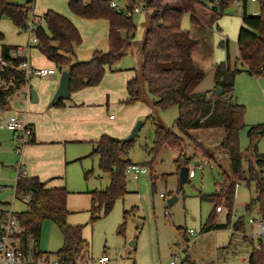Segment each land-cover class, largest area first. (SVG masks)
Instances as JSON below:
<instances>
[{
	"label": "trees",
	"instance_id": "16d2710c",
	"mask_svg": "<svg viewBox=\"0 0 264 264\" xmlns=\"http://www.w3.org/2000/svg\"><path fill=\"white\" fill-rule=\"evenodd\" d=\"M208 1L217 6L221 15L237 0H195L204 5ZM246 4L247 0H243ZM258 15H250L246 11L242 14L237 46L239 50L238 63L233 66L230 57L218 63L215 67V88L211 91L193 92L194 86L205 77L204 69L196 65L193 50L198 41L191 37L188 30L182 28L181 21L185 9L170 5L167 0H127V9L132 10L139 5L149 12V23L145 29L140 44L142 58L141 66L135 78L127 84L129 97L124 102L133 104L142 98L141 84L145 83L147 91L155 97L154 108H178L175 122L181 134L165 126L159 119L150 115L154 124V145L150 149L156 156L162 147L168 146L179 151L176 162L178 168L189 166L191 158L185 153V138L192 141L205 159L210 163L216 162L215 151L205 147L197 141L189 131L199 128L221 127L224 139L221 147L230 158L231 170L226 172L222 168L223 180L218 191L214 194L201 195L214 204V212L210 213L202 226V232L226 227L217 223L215 210L222 203L232 209L236 187L241 181L256 182L258 193L246 205L247 210L254 206L264 220V153H260L255 144L256 139L264 135V124L250 126L248 137L251 144H255L253 160L245 170L243 154L240 146V132L246 126V106L238 102L235 97L236 77L241 72H247L256 77L264 76V0H257ZM35 0L19 3L17 0H0V20L10 19L21 29L27 24L30 11ZM70 10L81 17L107 19L110 23L109 50H95L87 61H74L75 49L82 43V35L77 26L64 14L49 9L42 15L36 36V47L59 70L68 69L71 73V93L85 87L98 85L109 67L126 55L133 44L137 25L132 14L118 11L110 5V0H68ZM193 24H200L195 15H191ZM5 35L0 31V58L13 62L14 67H5L2 74L14 81V86L0 87V109L8 105L9 97L17 89L28 86L31 78L24 70L19 69V59L12 56L14 45L4 43ZM222 89V93L219 92ZM65 99L55 106H63ZM34 135L29 143H33ZM135 138L124 139L109 134H103L94 142L95 147L90 156L99 158V167L110 176V183L104 189L89 191L91 195V219L95 221L101 217V211L108 214L118 198L124 197L127 189V167L133 163L125 155L132 149ZM180 172V171H179ZM90 171H86V177ZM188 181V180H187ZM16 191L19 196L31 195L26 210L16 212L27 232H33L38 244L42 226L45 220L53 221L61 230L63 245L55 253L39 251L35 257L45 253L57 255L74 263L86 264L92 258L90 243L83 236V225L70 224L68 217L71 211L67 201L70 191L67 187L50 188L47 182L37 176H18ZM129 210L125 211L127 218ZM123 229V225L121 230ZM234 232L230 244L224 249L233 248V238L237 233H246L243 217L233 225ZM185 235L186 228L179 227ZM243 239L250 246L248 264H264V255L255 249L253 239L243 234ZM38 246V245H37Z\"/></svg>",
	"mask_w": 264,
	"mask_h": 264
},
{
	"label": "rangeland",
	"instance_id": "374dc122",
	"mask_svg": "<svg viewBox=\"0 0 264 264\" xmlns=\"http://www.w3.org/2000/svg\"><path fill=\"white\" fill-rule=\"evenodd\" d=\"M39 1L41 6L50 5L48 7L56 9L66 6L70 10L67 0ZM117 1L122 5L127 3V0ZM17 2L23 4L27 0H17ZM258 10V4L249 3L248 14L252 15ZM70 12L74 14L71 10ZM242 14L243 11L239 8L237 1L206 25L193 24L190 12H184L181 21L182 28L188 30L191 37L198 41L193 50V57L206 74L215 65L225 61L228 52L231 61H236L238 56L237 38L242 26ZM133 19L137 25L134 37L136 50L130 51L117 65L120 63L119 65L129 64L136 67L142 59L138 49H140L145 29L149 23V12L142 10L134 13ZM3 20L5 19L0 20L2 30L7 33L13 29L17 30L10 19V21L7 19L8 22ZM21 36L31 38L32 34L23 32ZM221 41H228V46L225 43L221 44ZM99 47L103 48L104 46ZM80 57L89 58L90 56L80 54ZM55 77L60 80V73L58 72ZM29 85H32L31 81ZM32 88L35 89L34 86ZM15 93L18 96V93ZM15 93L9 97L13 109L0 112V184L6 187L0 195V201L11 202L10 209L14 212H22L26 210L27 205L18 196L16 197L14 187L21 165V150L26 144L19 148L18 141L6 124L11 116L16 115L15 111L19 112L20 114L17 115L20 116L23 115L25 106H39L41 103H32L29 96L23 100ZM141 94L142 101L139 104L143 106L144 112L134 122L130 132L118 137L126 138L138 121L144 122L135 137L132 149L125 155V158L144 165L147 172L140 174L137 178L133 174L127 173L129 192L116 200L113 209L108 214L101 211V217L92 221L91 195L88 191L107 187L110 183V176L100 169L99 158L89 155L92 148L88 142L69 143L68 149L71 153L69 158L71 160H67V169L64 174L68 190L71 191L67 201L71 211L68 222L74 225H83V236L90 243V254L94 258L108 254L110 256L108 264H172V260H175V264H248L250 246L247 243L238 240L230 250L224 249V246L228 244L233 223L238 218H244L248 226V234H252L255 229V226L252 228L249 223V218L260 216L258 208L254 206L252 210H247L246 205L258 193L256 182L241 181L236 188L233 215L226 228L202 232V226L213 210L214 204L207 199H202L201 195H209L218 190L215 182L222 180L219 168H211L206 164L192 141L185 138V153L187 157L191 158L189 167L192 170L188 181L181 184L180 169L176 162L179 151L165 146L156 156L150 152L154 145L155 128L153 119L149 116H154L165 126L172 128L177 134H181L175 125L178 108H153L154 111L151 112L149 108L155 97L147 91L145 83L141 84ZM235 97L238 102L246 106V126L240 132L243 166L246 170L253 160L255 144L258 151L264 153V135L256 139L254 145L251 144L248 137L250 126L264 124V76L256 77L247 72L239 73L236 77ZM130 109L132 106H128L127 110ZM131 112H127L129 116ZM109 113L119 118L124 115L121 109L119 110V107L114 105H111ZM86 149L88 151L85 153ZM74 155L79 156H77V160L72 158ZM199 163L202 164V167L198 166ZM86 171H90L88 177L85 175ZM161 193L166 196L161 197ZM173 196H176L177 200L170 205L168 200ZM126 210L130 211L127 218L124 217ZM166 211L170 213L169 219H166ZM226 214L227 209L221 215L222 221L226 220ZM122 225L123 229L121 230ZM179 227L194 229L196 235L190 236L187 235V232L183 235ZM37 245L41 251L50 253H55L62 247V232L53 221H44Z\"/></svg>",
	"mask_w": 264,
	"mask_h": 264
},
{
	"label": "crops",
	"instance_id": "0c3cea01",
	"mask_svg": "<svg viewBox=\"0 0 264 264\" xmlns=\"http://www.w3.org/2000/svg\"><path fill=\"white\" fill-rule=\"evenodd\" d=\"M167 2L172 6L189 11L191 15H195L200 21V24L195 25L209 24L219 16L218 12L213 9V4L208 1H204V5L197 4L195 0H167ZM249 3L258 4L257 2L247 0L244 6L246 12ZM125 5H127V3ZM48 6L50 5L41 6L40 1L35 0V4L30 11V15L41 18L47 10L52 9L67 16L77 26L83 40L82 43L75 49V55L73 56L74 61L89 60L95 50H109L108 39L110 33V23L107 19H89L78 15L76 16V14H72L66 6H63L64 8L62 7L61 9H56L54 7ZM142 10L146 11L143 9V7L141 11ZM4 19L5 20L3 21L6 22H8L9 20L8 18ZM17 30H19V32H16ZM17 30L13 29L7 33L0 28V31L5 35V44L14 45L17 47H26L30 62L35 67H57L56 64L49 60L36 47L35 44L31 46L29 45L30 38H23L21 36L23 33L21 29L17 27ZM220 43H225L226 46H228V41H221ZM99 46L107 47V49ZM134 50H136V43L134 42L133 38V44L128 49L126 55H128L130 51L133 52ZM79 53L83 55L86 54V56L90 57H80ZM192 55L194 56V51ZM228 55L229 52L227 53L226 60L228 58ZM122 58L113 65V70L109 67L107 68L102 81L98 85L85 87L81 90L71 93L70 97L68 99H65L64 105L59 107H48V104L51 101L54 92H56L59 86L60 80L56 78L55 75L59 72L61 76L62 70L58 69L57 73L52 74L47 78H31L32 85H28L29 91L30 88L34 86L38 96L37 102H32V100L31 102L41 104H39V106H25L27 111L25 109L23 115H20L25 121L32 124L34 128L35 141L33 143L26 144L21 150L20 166L24 168L27 176L39 177L42 181L47 182V186L50 188H59L64 186L67 187V180L64 174L67 169V160H71V158H69L71 154L70 150L68 149L69 143L77 144L88 142L93 150L95 147L94 142L98 140L103 134H109L118 137L130 132L134 122L139 118L140 114L144 112L143 106L139 104L142 99L133 104H125L124 101L129 97L127 84L131 79L136 77L137 70L141 66L142 59L139 61V64L136 67L129 64L119 65L120 63L117 65V63L121 61ZM194 61L196 65L201 68V65L199 63L197 64L195 58ZM237 63L238 56L236 61H231V64L233 66H235ZM215 67L216 65L208 74L205 73V77L194 86L193 92L211 91L215 88ZM15 95L17 96L16 93ZM17 97L14 98L17 99ZM153 102L154 99L152 101L151 107L149 108L151 112L154 111ZM111 105L119 107V110L121 109V112H123L124 115L119 118L109 113ZM128 106H132V109L127 110ZM8 109H13L10 101L8 102L7 106L0 109V112H4ZM129 111H132V116L128 115L127 112ZM18 113L19 112L15 111L16 115ZM111 115H113L114 117L111 118ZM189 133L205 147L215 151L216 162H214L213 164H209L211 168H219V173L221 175L223 169L226 172H230V158L226 151L221 147L225 135L224 130L221 127L191 129ZM87 151L88 149H86L85 153ZM77 156L78 155H74L72 158H74V160H77L79 157ZM201 156L204 160H207L202 153ZM219 165H221L223 169L220 168ZM191 170L192 169L190 168V171ZM221 181L215 182L218 189L220 187ZM240 183L237 185V187L240 185ZM1 202L9 201H0V203ZM222 206L223 208L220 212L215 210V214L217 216L216 221L217 223L226 224L227 227L231 222L233 207L232 209H229L223 203ZM214 209L215 208H213L211 213L214 212ZM225 209H227L226 220L222 221L221 215L222 213H224ZM245 225L247 227L246 233H237L233 238V246H235L238 240L247 243L243 239V234H250H248V226L246 222ZM251 226L252 228H254V225L251 224ZM216 230L218 229H213L210 231ZM233 232L234 229L232 230L231 238L228 244L225 245L224 248L230 244ZM187 235H190L188 233V229Z\"/></svg>",
	"mask_w": 264,
	"mask_h": 264
},
{
	"label": "built area",
	"instance_id": "2783aa9c",
	"mask_svg": "<svg viewBox=\"0 0 264 264\" xmlns=\"http://www.w3.org/2000/svg\"><path fill=\"white\" fill-rule=\"evenodd\" d=\"M257 2V0H251ZM218 3L215 0V4ZM237 4L240 9L244 12V2L243 0H237ZM110 5L118 11H126L127 15L131 16L134 13L140 12L142 7L137 5L132 10L127 9V5L120 4L117 0H110ZM259 10L254 12L252 15H258ZM42 23V19L35 17L34 15H29L27 24L21 27L22 32H30L32 37L30 38L29 45L36 44L38 38L36 36V31L39 25ZM12 56L19 59V64L17 67L25 71L26 75L30 78L40 77L47 78L52 74L58 72L57 67L50 68H39L32 65L28 57L27 48L19 46L12 50ZM16 66L11 61H7L0 58V87L9 88L14 86V81L8 79L2 74L5 67ZM16 92L18 96L25 100L27 96L30 97V91L28 86L17 89ZM111 118L114 116L111 115ZM6 127L13 132L14 137L19 143V148L28 144L34 135V128L32 124L25 121L22 117L18 115H13L7 121ZM206 164H210L208 160H204ZM202 167V164H198ZM147 172V168L139 163H131L127 167V173L133 174L134 177H138L140 174ZM18 176H27L26 171L19 166ZM5 186L0 184V195L2 191L5 190ZM15 194L21 200H23L26 205L27 202L31 200V195L19 196L16 191L15 184ZM161 197H165L164 193L160 194ZM11 208V202H1L0 203V264H79L72 261L58 257L57 255H47L45 253L41 254L39 257H35V253L39 252L40 249L36 245V238L33 232H27L25 227L22 225L19 218L16 216ZM223 206L218 205L216 211L220 212ZM166 219H169L170 213L165 212ZM249 223L255 226L252 234L249 236L253 239L254 247L257 251L262 252L264 255V220L261 216L257 218H249ZM190 236L196 235L194 229H188ZM110 262V256L108 254H102L98 258L92 257L86 264H108ZM172 264H175V260H172Z\"/></svg>",
	"mask_w": 264,
	"mask_h": 264
},
{
	"label": "water",
	"instance_id": "95a60500",
	"mask_svg": "<svg viewBox=\"0 0 264 264\" xmlns=\"http://www.w3.org/2000/svg\"><path fill=\"white\" fill-rule=\"evenodd\" d=\"M214 10H217V6H213ZM70 84H71V73L69 70H62L61 71V76H60V81H59V86L53 95L51 101L48 104V107H54L60 100L63 99H68L71 95V89H70ZM219 92H223L222 89H219ZM30 96L32 102H37L38 101V96L36 93V90L33 89L32 87L30 88ZM144 122L143 121H138L135 127L132 129L131 133L124 139H132L135 138L140 129L142 128ZM190 174V167L189 166H182L180 169V183L184 184L187 182ZM177 200L176 196H173L168 200L169 204H173ZM132 244H135V242H132Z\"/></svg>",
	"mask_w": 264,
	"mask_h": 264
}]
</instances>
